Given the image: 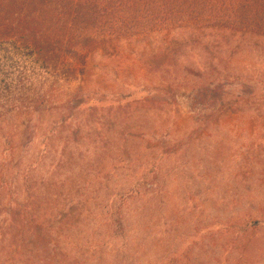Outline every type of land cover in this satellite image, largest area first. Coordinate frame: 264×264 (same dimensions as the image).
Wrapping results in <instances>:
<instances>
[{
	"label": "rangeland",
	"instance_id": "rangeland-1",
	"mask_svg": "<svg viewBox=\"0 0 264 264\" xmlns=\"http://www.w3.org/2000/svg\"><path fill=\"white\" fill-rule=\"evenodd\" d=\"M0 264H264V39H0Z\"/></svg>",
	"mask_w": 264,
	"mask_h": 264
},
{
	"label": "trees",
	"instance_id": "trees-1",
	"mask_svg": "<svg viewBox=\"0 0 264 264\" xmlns=\"http://www.w3.org/2000/svg\"><path fill=\"white\" fill-rule=\"evenodd\" d=\"M175 25L264 39V0H0V39L32 47L51 67L104 34L144 35Z\"/></svg>",
	"mask_w": 264,
	"mask_h": 264
}]
</instances>
